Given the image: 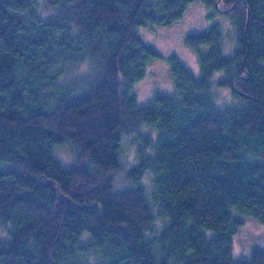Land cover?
I'll return each mask as SVG.
<instances>
[{
  "label": "trees",
  "instance_id": "16d2710c",
  "mask_svg": "<svg viewBox=\"0 0 264 264\" xmlns=\"http://www.w3.org/2000/svg\"><path fill=\"white\" fill-rule=\"evenodd\" d=\"M194 1L0 0V264H264L259 248L234 259L231 236L234 207L264 223V0H200L231 20L233 55L215 23L186 36L200 78L173 55L175 95L140 107L132 90L160 57L140 26ZM217 72L238 107L216 106Z\"/></svg>",
  "mask_w": 264,
  "mask_h": 264
},
{
  "label": "rangeland",
  "instance_id": "374dc122",
  "mask_svg": "<svg viewBox=\"0 0 264 264\" xmlns=\"http://www.w3.org/2000/svg\"><path fill=\"white\" fill-rule=\"evenodd\" d=\"M214 13V14H212ZM43 14H49L48 11H43ZM215 23H220L225 33L226 39L224 41L225 48L224 55L227 57L233 55V50L237 48L238 43L234 37V26L227 15H223L218 11L210 10L204 2L195 0L189 5L184 15L178 21L172 24L162 23L161 25L152 24L151 26H140L138 33L144 38L145 42L154 47L159 53L160 57L153 59L146 67L145 77L139 82H136L132 88L137 94V105L144 107L154 103V97L158 93H166L175 95L177 89L175 87V78L172 74L170 56L176 55L184 66L188 67L196 77L201 76V66L197 51L188 46L186 42L187 34L203 33L205 30L211 28ZM264 64V62L262 63ZM83 70L85 66H81ZM224 72H217L213 77L211 87L212 95L215 104L219 108L229 109L238 107L241 99L234 97L231 88H223L218 85V81L224 79ZM229 104L228 107H222L220 103ZM228 101V102H226ZM142 134H152V129L145 126L141 131ZM136 134H124L122 145V155L124 157V165L132 166L139 161L137 155V145L139 144ZM140 145V144H139ZM54 155L60 162L67 167H72L75 164V159L72 157L70 148L64 145H55ZM123 162V161H122ZM118 179V186L129 184L130 180L125 176V169L118 172L116 175ZM152 175L147 172L140 180L143 186L147 189V196L151 193ZM126 184V185H127ZM125 185V186H126ZM231 214L240 218L243 223L237 227L232 236L234 259H247L250 257L253 249L264 250V223L257 217L250 214L240 212L237 208L231 209ZM208 237H214L216 231L204 229ZM2 231L0 230V235Z\"/></svg>",
  "mask_w": 264,
  "mask_h": 264
}]
</instances>
